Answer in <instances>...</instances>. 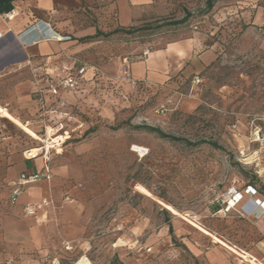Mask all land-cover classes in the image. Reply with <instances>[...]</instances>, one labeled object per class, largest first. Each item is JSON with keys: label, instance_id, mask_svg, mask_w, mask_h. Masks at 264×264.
<instances>
[{"label": "rangeland", "instance_id": "obj_1", "mask_svg": "<svg viewBox=\"0 0 264 264\" xmlns=\"http://www.w3.org/2000/svg\"><path fill=\"white\" fill-rule=\"evenodd\" d=\"M205 3L154 0L149 21L134 26L149 28L112 35L106 29L82 41L71 57L87 66L88 82L62 92L74 102L63 118L27 124L41 141L0 117L4 154L41 146L45 125L61 123L71 137L89 130L78 142L52 143L49 153L54 164H68L70 184L80 185L83 232L53 248L20 250L0 241V264H192L179 236L203 239L187 221L217 229L230 242L264 240V195L246 187L255 176L264 191V0H217L207 13ZM186 14L183 25H165ZM172 42L190 44L182 71L156 84L122 78L123 58L141 61ZM204 52L206 64L198 59ZM64 65L72 61L57 67ZM146 126L221 150L160 139ZM256 129L259 143L252 142ZM131 145L146 147L147 155L139 158ZM139 184L181 217L139 194ZM232 186L238 195L228 197ZM2 203L12 206L8 197Z\"/></svg>", "mask_w": 264, "mask_h": 264}, {"label": "crops", "instance_id": "obj_2", "mask_svg": "<svg viewBox=\"0 0 264 264\" xmlns=\"http://www.w3.org/2000/svg\"><path fill=\"white\" fill-rule=\"evenodd\" d=\"M153 2L0 0V106L25 125L43 121L38 116V92L59 74L58 64L66 63L67 56L84 47L80 40L85 41L96 30L129 28L148 22ZM6 14L14 17L4 19ZM189 45L172 42L150 52L141 61L128 59L131 77L146 84L165 82L174 72L182 71L190 60ZM198 59L206 64L211 58L204 52ZM85 82L88 79L84 78L79 87L83 88ZM73 103L65 96L50 98L46 94L44 120L63 118L68 105ZM46 167L50 170V179L23 186L15 203L5 209L2 200L10 199L8 183L21 175L43 173ZM68 167L65 162L54 164L50 158L48 162L40 156L27 158L24 151L0 153L1 242L20 250L53 248L59 240L69 241L83 232L84 203L79 196L80 185L70 184ZM42 199L51 203L37 210L34 216L24 215L25 206ZM197 231L202 241L179 236L192 264H264V240L244 243L237 250L247 257L240 258L211 236Z\"/></svg>", "mask_w": 264, "mask_h": 264}, {"label": "built area", "instance_id": "obj_3", "mask_svg": "<svg viewBox=\"0 0 264 264\" xmlns=\"http://www.w3.org/2000/svg\"><path fill=\"white\" fill-rule=\"evenodd\" d=\"M14 17V14H6L4 19L11 20ZM58 40H62V38H58ZM67 60L72 61V66L68 67L66 65L60 67V72L51 81L47 84L44 90H39V97L37 98L38 110H39V118H43L46 113L45 108V97L46 94L50 98H58L62 92L71 93L78 89V79H82L87 72V66L81 62H78L74 57L67 56ZM120 74L124 80L130 81L133 84L136 80L131 77L129 70V60L128 58H123L121 61ZM62 124L59 123L55 127L45 126L46 139L43 141L41 146L35 149V153L32 154L33 149L25 151V155L27 158H35L40 156L44 162L49 161V153L53 148L52 143H58L57 146H61L65 143L66 140L70 138V134L68 131L63 130ZM59 131H62V134H57ZM260 129H256L253 132V140L254 143L260 142ZM52 133V134H50ZM52 137V138H51ZM63 137V140L55 141L57 138ZM130 151L135 153L139 158L147 155L148 149L139 145H131ZM242 153V152H240ZM50 179V170L49 168H45L43 173H34L30 175H21L16 181H12L8 183V187L10 189V204H14L18 196L21 194V188L25 185L36 183L40 180H49ZM249 189V188H248ZM256 194V193H255ZM238 195L237 187L232 186L227 193L228 197H234ZM253 197V196H252ZM67 199V197L65 198ZM51 201L48 199H42L39 203L25 206L23 208V213L26 216H34L36 211L41 209L44 206L50 204ZM64 248L66 250L71 249V245L69 242L64 243Z\"/></svg>", "mask_w": 264, "mask_h": 264}, {"label": "trees", "instance_id": "obj_4", "mask_svg": "<svg viewBox=\"0 0 264 264\" xmlns=\"http://www.w3.org/2000/svg\"><path fill=\"white\" fill-rule=\"evenodd\" d=\"M217 0H206V3H205V13L209 12L215 2ZM188 17H189V14H186L183 18L179 19V20H174V21H170L168 22L167 24H165L166 26H172V27H177V26H180V25H183L187 20H188ZM164 26V24H163ZM150 26H145V27H142V28H134V27H129V28H123V27H116L112 30H110L109 34H106V35H112V34H117V33H122V34H132L134 33L135 31H138L140 29H144V28H149ZM161 26H155L154 28H157L159 29ZM105 34H103L101 31L99 30H96L95 31V34L91 37H88L86 39H90V38H94V37H98V36H103ZM70 39V38H69ZM85 39V38H84ZM84 40H80V42H82ZM87 74V73H86ZM86 74L84 75V77L82 79H78V88L80 86V84L82 83V80L85 78ZM91 74V73H90ZM94 77V74H91V78ZM86 79V78H85ZM145 129L147 131H149L150 133H153L155 134L158 138L160 139H164V140H168V141H171V142H183L185 145L189 146V147H197L201 144H208L210 145L211 147H213L214 149H218V150H221V147H219L216 143L214 142H205V141H195V142H191V141H188V140H183L181 138H178V137H175V136H171V135H168V134H165L164 132H162L161 130H159L158 128H152V127H145ZM89 130H86L80 137H76L73 136L69 138V140L65 143H75V142H78L79 139H81L86 133H88ZM39 147V146H38ZM36 147V148H38ZM30 149H34V148H30ZM28 149V150H30ZM255 180V176H253L251 178L250 181H248V184H246V187H249V188H252L253 190H255L256 192L258 193H261L262 195H264V191H260L257 189V187L255 186L254 184V181ZM165 203V202H164ZM167 204V203H166ZM169 204V203H168ZM170 205V204H169ZM219 208L218 206H216L215 210L214 211H218ZM164 211L166 212L167 210L164 209ZM201 226V225H200ZM204 229H206L208 232H210L212 235L216 236L217 238L219 239H222V241L226 244H228L229 246L231 247H234L235 249H240L239 247L240 246H243L244 243L248 244L252 241H258V240H261V239H255L254 235H252V237H247V239H244V238H237L236 241H233V242H230L228 239H226L222 233L218 232L219 230L217 229H210L209 227H206V226H202ZM168 232L170 234V236L172 237V239L174 238V235H173V228L171 226V224H168ZM240 232V231H239ZM250 233H254V230H250L249 231ZM247 234V233H246ZM183 245V244H182ZM184 246V245H183Z\"/></svg>", "mask_w": 264, "mask_h": 264}, {"label": "bare ground", "instance_id": "obj_5", "mask_svg": "<svg viewBox=\"0 0 264 264\" xmlns=\"http://www.w3.org/2000/svg\"><path fill=\"white\" fill-rule=\"evenodd\" d=\"M29 34V33H28ZM0 117L7 119L9 122L13 123L15 125V127L17 126L21 131H23L25 134L29 135L30 137L40 140L37 135L25 124H23L22 122H20L18 119H16L15 117H13L6 109L5 107L0 106ZM58 134V133H57ZM39 136V135H38ZM63 140V137H59L57 138L55 141L58 140ZM43 140V139H42ZM40 143V142H39ZM60 147V146H59ZM36 148L33 149L32 154H34ZM54 149V148H53ZM58 150V149H57ZM135 190L139 193L142 194L143 196L153 200V202L158 203L159 205H161L164 209H166L169 213H171L174 216H180L178 210H175L173 208V206L169 205L168 203H164L159 199H156L152 196V194L150 193V191L148 189H146L145 187L139 185L135 186ZM190 225L193 226V228H196L197 230H199L200 232H202L205 235L211 236L212 239L216 242L221 244L222 246H224L225 248H227L228 250H230L231 252H233L234 254H236L237 256H240V258H246L247 256L238 251L237 249H235L234 247L229 246L228 244L225 243V241L223 242L222 239L217 238L216 236L212 235L210 232H208L206 229H204L202 226L198 225V223L196 224L195 222L192 221H187ZM239 258V259H240ZM244 262V261H243ZM246 262V261H245ZM261 264V263H260Z\"/></svg>", "mask_w": 264, "mask_h": 264}]
</instances>
